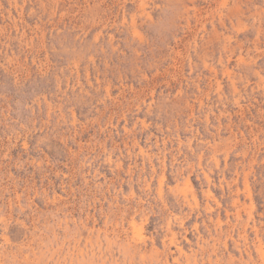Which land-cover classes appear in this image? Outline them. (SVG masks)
Returning <instances> with one entry per match:
<instances>
[{
  "label": "rangeland",
  "instance_id": "1",
  "mask_svg": "<svg viewBox=\"0 0 264 264\" xmlns=\"http://www.w3.org/2000/svg\"><path fill=\"white\" fill-rule=\"evenodd\" d=\"M0 264H264V0H0Z\"/></svg>",
  "mask_w": 264,
  "mask_h": 264
}]
</instances>
